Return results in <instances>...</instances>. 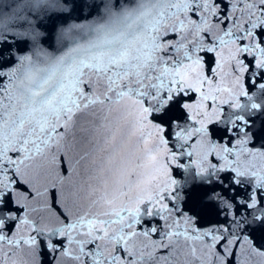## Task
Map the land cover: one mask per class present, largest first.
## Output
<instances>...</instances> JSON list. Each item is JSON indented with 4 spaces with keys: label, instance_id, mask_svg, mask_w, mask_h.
<instances>
[{
    "label": "snow or ice",
    "instance_id": "obj_1",
    "mask_svg": "<svg viewBox=\"0 0 264 264\" xmlns=\"http://www.w3.org/2000/svg\"><path fill=\"white\" fill-rule=\"evenodd\" d=\"M0 264H264V0H0Z\"/></svg>",
    "mask_w": 264,
    "mask_h": 264
},
{
    "label": "water",
    "instance_id": "obj_2",
    "mask_svg": "<svg viewBox=\"0 0 264 264\" xmlns=\"http://www.w3.org/2000/svg\"><path fill=\"white\" fill-rule=\"evenodd\" d=\"M2 2H3V3H10L11 0H2ZM81 15H82V17H86V16L88 15V10L85 9L84 12H83ZM58 23H59V21H58ZM216 138L219 139L218 136H217ZM196 196H197V193H196V192H193V199H194V200L196 199ZM260 235H261V233L258 232V233H257V237L259 238Z\"/></svg>",
    "mask_w": 264,
    "mask_h": 264
}]
</instances>
